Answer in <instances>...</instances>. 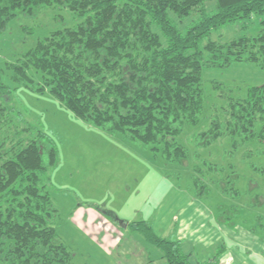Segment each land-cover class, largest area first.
Instances as JSON below:
<instances>
[{
    "label": "trees",
    "instance_id": "obj_1",
    "mask_svg": "<svg viewBox=\"0 0 264 264\" xmlns=\"http://www.w3.org/2000/svg\"><path fill=\"white\" fill-rule=\"evenodd\" d=\"M209 2L215 3L211 9ZM48 8L67 10L77 22L40 36L10 64L13 80L170 162L188 163L179 136L203 116L205 63L248 62L264 69V0H0V35L20 16L37 17ZM237 21L261 28L226 41L211 37ZM12 91L0 72V262L74 264L75 253L58 231L60 210L49 174L59 162L58 149L43 128L15 111ZM222 108L209 128L194 134L196 162L203 161V148L225 137L234 150L264 142V83L229 97ZM203 163L224 193L243 195L240 174ZM194 169L203 171L197 163ZM193 179L201 195L205 184L196 173ZM128 225L162 250L167 264H190L181 240L160 235L147 220ZM219 253L200 263L221 264Z\"/></svg>",
    "mask_w": 264,
    "mask_h": 264
},
{
    "label": "rangeland",
    "instance_id": "obj_2",
    "mask_svg": "<svg viewBox=\"0 0 264 264\" xmlns=\"http://www.w3.org/2000/svg\"><path fill=\"white\" fill-rule=\"evenodd\" d=\"M214 4L209 2L208 8ZM76 22L69 11L48 8L37 17L20 16L0 35V72L13 89L11 105L19 116L43 128L59 152V162L49 174L60 210L58 231L75 253L74 264H131L132 260L136 264H159L162 259L167 264L162 250L129 227V222L141 219L150 221L160 235L185 241L190 238L191 228L213 223L212 230L223 233L222 242L207 245L194 238L199 259H210L218 252V246L230 244L226 236L238 233L234 225L244 231L251 227L264 236V142L256 139L234 150L232 139L225 137L203 148V161L196 162L194 138L195 133L209 128L215 114L221 116L229 97L245 96L249 86L264 83V69L248 62L234 61L224 67L205 63L203 116L198 124L187 125L179 136L189 150L188 163L170 162L121 133L105 131L77 118L52 95L36 93L13 80L10 64L40 36ZM189 22L190 19L181 21V28ZM260 28L251 22L237 21L215 30L211 37L226 41ZM31 73L40 78L35 68ZM206 160L217 162L225 173L240 174L237 186L243 195L232 197L224 193L218 177L203 163ZM195 163L203 168L202 172L194 171ZM195 173L205 184L201 195L197 194L200 189L194 183ZM111 241L117 243L113 253L109 250ZM219 249L222 253L224 245ZM126 252L130 253L128 261L115 257Z\"/></svg>",
    "mask_w": 264,
    "mask_h": 264
},
{
    "label": "crops",
    "instance_id": "obj_3",
    "mask_svg": "<svg viewBox=\"0 0 264 264\" xmlns=\"http://www.w3.org/2000/svg\"><path fill=\"white\" fill-rule=\"evenodd\" d=\"M211 227H214L213 223L209 222L207 226L206 225L204 227L196 226L195 228H191L190 238L188 241H185L182 238H178L181 239L183 242L182 245L184 251L189 254L190 253L193 254L190 259V264H201L200 263L201 261L207 260V259H199L196 256V252H195L196 245L194 243L195 241H193L194 238L197 241L200 240L201 242L202 241L206 242L207 245L217 243L219 241L222 242L221 238L223 237L222 236L223 233L219 230L215 233V231L212 230ZM233 227L236 228L235 230L236 232L238 231V233L235 236L230 234H229L230 236H226L230 241V244H227L226 247L225 244L220 245V246L224 245L223 252L219 253V259L221 261V264H264V236H261V234L252 230L251 227H249L248 228L249 230L246 231L241 230L243 228L241 227L238 228V226L236 225H234ZM252 233H254L255 236L250 235ZM209 236H211L212 239ZM213 236H215L216 238H214ZM110 243L112 244L111 245L112 248L109 250H111L113 253V251L116 250L115 246L117 245V243L116 241H111ZM220 246H218V251H220L219 249ZM109 253L111 252L109 251ZM129 254L130 253L126 252L125 255L122 256L121 254L117 253L115 257L117 259L124 257L125 260L128 261V257L130 256ZM129 260H131V257L129 258ZM141 261L143 262L144 260L141 259ZM131 262H132L131 264H136L135 260H132ZM160 262L161 263L159 264H165L164 259H162V261ZM151 264H156V263L153 262Z\"/></svg>",
    "mask_w": 264,
    "mask_h": 264
}]
</instances>
